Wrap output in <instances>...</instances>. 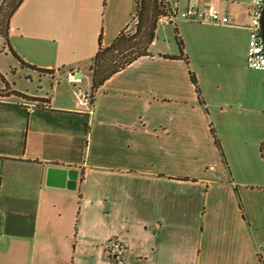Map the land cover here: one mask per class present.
<instances>
[{
  "label": "crops",
  "instance_id": "1",
  "mask_svg": "<svg viewBox=\"0 0 264 264\" xmlns=\"http://www.w3.org/2000/svg\"><path fill=\"white\" fill-rule=\"evenodd\" d=\"M179 2L230 23L179 20L185 56L156 32L151 56L93 93L84 68L134 28L136 0L16 10L11 49L56 83L45 104L0 93V264H118L103 249L112 239L121 264H264V72L245 63L249 3ZM10 64L0 59V91L16 86Z\"/></svg>",
  "mask_w": 264,
  "mask_h": 264
},
{
  "label": "trees",
  "instance_id": "2",
  "mask_svg": "<svg viewBox=\"0 0 264 264\" xmlns=\"http://www.w3.org/2000/svg\"><path fill=\"white\" fill-rule=\"evenodd\" d=\"M23 1L24 0H2L0 4V44L5 48L7 47L23 67L54 75L55 73L53 71L39 70L27 65L16 56L10 47V20ZM162 7V0H136L134 28L122 30L109 46H100L89 65H87L90 73L89 84L91 93L97 91L106 80L126 68L138 58L151 56L149 49L156 38L158 19L162 15ZM175 33V42L179 49V56L177 57L181 58L185 56L183 52V43L178 37L177 32ZM191 77L192 81L196 83L192 74ZM0 93L18 95L41 104L48 103L51 99L26 96L14 90L8 84H6V89L0 91ZM90 98H92V96ZM212 135L216 146L221 150L213 129ZM261 155L264 160V142L261 145ZM223 162L226 164L224 158Z\"/></svg>",
  "mask_w": 264,
  "mask_h": 264
},
{
  "label": "built area",
  "instance_id": "3",
  "mask_svg": "<svg viewBox=\"0 0 264 264\" xmlns=\"http://www.w3.org/2000/svg\"><path fill=\"white\" fill-rule=\"evenodd\" d=\"M250 22L247 26L248 45L245 63L246 67L254 71L264 72V39L261 31V18L264 9V0H248ZM162 15L158 19V26L173 27L179 20L193 23H213L226 25L230 23L228 14L213 8L190 6L180 9L179 0H162ZM81 105H87V99L82 97ZM104 251L118 264L122 263L125 254V246L116 239L106 241L103 244Z\"/></svg>",
  "mask_w": 264,
  "mask_h": 264
},
{
  "label": "water",
  "instance_id": "4",
  "mask_svg": "<svg viewBox=\"0 0 264 264\" xmlns=\"http://www.w3.org/2000/svg\"><path fill=\"white\" fill-rule=\"evenodd\" d=\"M261 31H262V37L264 39V9H263V14L261 18ZM4 55L7 59L10 60L12 66L18 70V73H7L3 74L7 79L11 81V83H16V86H14V90L18 91L21 94H24L29 97H35V98H50L53 96V91H54V83H55V78L50 79V75L38 70L34 69H27L23 67L18 60L13 56V54L9 51V49L6 47L4 50ZM27 72L30 73L33 76V81L41 79L42 81H45L44 88L40 89L43 93H37L35 88H31V84L27 86V83H30V81L24 79L23 74ZM23 76V77H22ZM81 78V74L79 71H77L73 75V79L75 81H79ZM14 80V81H13ZM49 173H60L62 175H67V171L65 169H60V168H55L51 167L48 169V174ZM68 178H71L68 177Z\"/></svg>",
  "mask_w": 264,
  "mask_h": 264
},
{
  "label": "rangeland",
  "instance_id": "5",
  "mask_svg": "<svg viewBox=\"0 0 264 264\" xmlns=\"http://www.w3.org/2000/svg\"><path fill=\"white\" fill-rule=\"evenodd\" d=\"M216 7L219 8V9L220 8H226V9L231 10V4H229V3L216 4ZM234 9L236 11H239L240 13H245L246 6L243 3H239V4H236V6L234 7ZM157 34L158 35H161V38L162 39L165 37V40L167 42H172V40L175 42V37H173V29H172V27H164V26L159 25L158 28H157ZM3 58H4L3 54H0V59L2 60ZM84 69L86 70L85 71L86 72V76L89 79L90 73H89L88 66L85 67ZM70 87H72V85H70ZM86 87H89V85L87 84V82H84L82 84L75 85V89L74 90L76 92H81V91L83 92V91H85V88Z\"/></svg>",
  "mask_w": 264,
  "mask_h": 264
},
{
  "label": "flooded vegetation",
  "instance_id": "6",
  "mask_svg": "<svg viewBox=\"0 0 264 264\" xmlns=\"http://www.w3.org/2000/svg\"><path fill=\"white\" fill-rule=\"evenodd\" d=\"M0 54H3V56H5L4 55V47L2 46V44H0ZM10 72L17 74L18 73V70L16 68H14L12 66V64H10V65L7 66V73H10ZM23 76L22 77L24 79L30 81V83H27V86H28V84L29 85L31 84L30 87L31 88H35L37 93H43L40 89L44 88L45 81H42L41 79H38V80H34L33 81V79H34L33 76L30 73H27V72H25L23 74ZM50 76H51L50 79L55 78L54 75H50ZM55 83H56V81H55ZM55 83H54V85H55ZM10 86L14 89V87H13L12 84Z\"/></svg>",
  "mask_w": 264,
  "mask_h": 264
}]
</instances>
